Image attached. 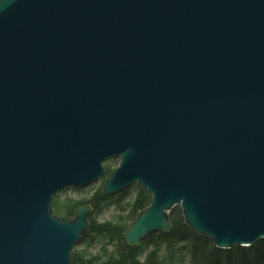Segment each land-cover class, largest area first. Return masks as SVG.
Masks as SVG:
<instances>
[{
  "label": "water",
  "instance_id": "95a60500",
  "mask_svg": "<svg viewBox=\"0 0 264 264\" xmlns=\"http://www.w3.org/2000/svg\"><path fill=\"white\" fill-rule=\"evenodd\" d=\"M110 157L107 195L153 196L130 246L178 205L223 249L264 239V0H0V264H73L88 210L52 198Z\"/></svg>",
  "mask_w": 264,
  "mask_h": 264
},
{
  "label": "trees",
  "instance_id": "16d2710c",
  "mask_svg": "<svg viewBox=\"0 0 264 264\" xmlns=\"http://www.w3.org/2000/svg\"><path fill=\"white\" fill-rule=\"evenodd\" d=\"M132 199V216L136 218L139 212L150 205L151 197L139 190ZM126 200L127 197L122 195L103 199L96 197L92 204L95 209L106 202L118 207ZM175 214L171 217L169 231L148 236L138 247H132L125 241L122 219L118 223L103 222L98 226L93 225L80 242L86 243L87 252L99 242L102 244L103 254L99 253L96 257L86 252L87 255L81 258L76 255L73 257V264H176L184 254L189 257L188 264H264V239L250 247L220 249L206 237L195 233L185 224L181 215Z\"/></svg>",
  "mask_w": 264,
  "mask_h": 264
},
{
  "label": "rangeland",
  "instance_id": "374dc122",
  "mask_svg": "<svg viewBox=\"0 0 264 264\" xmlns=\"http://www.w3.org/2000/svg\"><path fill=\"white\" fill-rule=\"evenodd\" d=\"M121 158H115L110 157L103 163L104 165V174L100 176L97 180H95L93 183L88 184L85 187H64L59 192H57L53 199H52V214L56 218L68 221V222H74L77 219L78 212L81 209H87V229L83 233L81 239L79 242L73 247L71 251L72 256V262L73 257L78 255L80 258L81 256L85 257L88 253V255L92 256H98L99 253L103 254V248L102 244H99V242L96 243L95 247H92L88 250L86 248V243L81 244V240L84 235H87L89 229L91 226H98L102 224L103 222H109V223H118L120 219L123 222L124 226L122 228L125 230L123 233L125 241L126 240V234L130 231V229L133 227L135 222L137 221L138 217L148 210V208L152 205L153 196L149 193L148 190H146L139 182H134L131 185H128L124 190L115 193L113 195H107L106 193V187L108 184L109 179L111 176L116 172V170L119 168L121 164ZM143 190L145 191L150 197H151V203L150 205L144 210L137 214L136 218L132 216V203H133V197H135V194L137 191ZM118 195L126 196L127 200L118 207L111 206L109 202L104 203V205L99 206L95 209L93 207L92 202L96 197H101L102 199L105 197H116ZM116 198H114L115 201ZM103 200H101L102 202ZM99 201V203H101ZM103 203V202H102ZM173 213H176L175 215L183 217V220L187 226L191 228V225L188 223L184 211L181 207V205L176 206L174 209L167 212V218L169 221V228L167 231L171 229V217ZM192 229V228H191ZM195 233H197L194 229H192ZM159 233V232H156ZM154 233V234H156ZM198 235H201L203 237H206L211 241L215 247L223 249L219 247L216 244V241L207 236L197 233ZM153 235V234H151ZM87 240V238L85 239ZM145 240V239H144ZM84 241V240H83ZM142 241L140 242V244ZM211 243V244H212ZM256 243V242H255ZM254 243V244H255ZM111 250V247L109 248ZM87 252V253H86ZM189 263V257L188 255L184 254L181 261H177L176 264H188Z\"/></svg>",
  "mask_w": 264,
  "mask_h": 264
},
{
  "label": "bare ground",
  "instance_id": "6f19581e",
  "mask_svg": "<svg viewBox=\"0 0 264 264\" xmlns=\"http://www.w3.org/2000/svg\"><path fill=\"white\" fill-rule=\"evenodd\" d=\"M177 4H179V3H177ZM40 6H42L43 7V5H40ZM164 60L166 61V62H168V63H171V59L169 58V57H166V56H164ZM104 166V165H103ZM54 197V196H53ZM53 199V198H52ZM51 204H52V201H51ZM51 207H52V205H51ZM51 210V209H50ZM52 211V210H51ZM260 240H262V239H260ZM259 241V240H258ZM253 245V244H252ZM251 244H236V245H233V246H230V247H228L227 249H231L232 247H250V246H252Z\"/></svg>",
  "mask_w": 264,
  "mask_h": 264
}]
</instances>
